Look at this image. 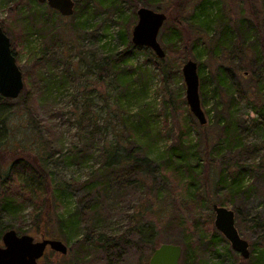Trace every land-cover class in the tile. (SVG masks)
Instances as JSON below:
<instances>
[{
    "label": "rangeland",
    "instance_id": "rangeland-1",
    "mask_svg": "<svg viewBox=\"0 0 264 264\" xmlns=\"http://www.w3.org/2000/svg\"><path fill=\"white\" fill-rule=\"evenodd\" d=\"M77 1L81 7L79 13H81L84 1ZM171 1L162 0L161 7L158 9L153 7V9L166 13L164 9L171 6ZM200 1L187 0L188 9L186 8V13L183 15L186 19L182 27L189 28L187 18L193 12L192 5ZM204 1L207 3L206 12H211V18L206 27L209 28V34H205L206 36H202L197 41L194 50L197 58L192 57L191 59L197 63L199 79H203L207 90L206 104L202 106L206 117V129L210 134L217 132V130H212L217 118L223 116L227 121L231 117L233 122H237L246 147L253 148V144L256 146L263 142V146L259 147L260 150L254 152L256 157H261L264 155L263 120L253 111L252 101H245L241 98V90L235 82L245 89L251 87V81L256 80L258 76L264 82V0ZM2 5L0 1V26L10 38L11 48L22 74L26 73L23 75L26 80H23L24 88L21 94L15 99H10L9 106H6L7 112L5 113L13 111L12 117H14L10 129L9 145L0 154V160H4L2 163L5 164V168L12 160L14 154L12 151L16 149L18 142L31 145V147L36 144L38 146L36 148L45 155L51 151L54 152L48 161L53 182L60 186L64 182L84 180L94 168L100 165L103 148H107L116 141L114 128L121 127L120 122L123 118H133L141 110L148 113L155 129L161 128L162 135L158 138L154 148H163L179 134L182 125L179 120L182 119L187 125L191 123L190 130L193 136L198 138V135L202 133L201 125L190 112L185 101L182 65L178 69L177 64L170 68L171 71L173 70L172 74L170 78L168 77V81L165 80L164 85V80L157 67L150 60V52L146 49L135 50L128 66H121V68L129 72L132 68L139 67V70L145 71L144 93L139 91L140 88L137 86L139 82L133 75L131 79L135 81L134 86L120 89L113 74L114 70L111 73H103L101 78L96 69L88 71V66L100 60L106 61L108 56L114 55L123 47L119 36L120 9H124V22L125 26H129L128 38L130 39L131 29L137 20L136 10L132 13L131 3L128 5L118 0L115 7L109 3L104 6L98 5L88 9L80 19L72 18V15L60 16L56 13L52 16L53 24L43 19L34 23L30 19L31 11L41 14L48 9L45 4H40L35 0H8L6 7ZM176 15L177 13L172 11L170 19L168 14V22L166 19L159 31L158 41L162 48L163 42L167 39L164 32L169 34L170 30H173ZM166 26L167 29H165ZM224 27H229L238 33L231 41L234 47L241 45L240 42L243 41L246 30L252 35L251 39L247 38L243 41L245 43L243 48L246 50L242 54L239 53V48L220 53L207 51L208 42L213 43L211 38L214 36L216 39ZM198 29L203 32L202 27ZM27 32L30 33L27 35ZM53 34L57 36L54 37ZM187 34L188 30L185 36ZM176 45L177 48L182 47L179 42ZM172 50L174 52L170 55V59H176L178 51ZM235 66L242 67V69L238 73L235 72L236 79H229L228 76L227 80L229 79L230 87L234 89V97L238 103L232 109L227 110L219 104L222 101L218 95L220 88L215 76L219 68L228 69ZM212 88L217 91L212 93L210 91ZM49 131L56 135L57 140L55 139L54 143H51L47 137ZM79 139L82 140L90 157L84 156L83 159H77L71 153L70 148ZM129 147L132 146L126 145L127 149ZM252 153L251 151L246 152L242 157L250 163ZM246 178L247 184H253L254 189L251 188L253 190L247 197L241 196L237 199L241 209L236 216L235 225L241 236L249 242L250 248V245L259 244L264 239V176L257 177L254 172H247ZM146 182L151 190L145 195L142 191L124 182L121 186H112L110 194L104 195L100 204L102 217L99 223L105 233L114 235L125 231L133 220L131 214L138 206L137 203L142 195L144 200L145 197L152 200L153 195L159 192L160 198H166L172 204L177 194L185 200L190 199L188 215L191 219H188L198 222L196 228L199 231H204L203 228H205L208 233L210 232L207 225L203 224V220L209 219L212 220L213 230L218 233L215 243L207 246L205 254H203V249L197 248L199 256L208 264H241L239 261L242 258L237 257L229 242L214 228L212 208L210 213L207 210V204L200 203L199 198L198 200L195 196L188 198L191 193L167 190L166 182L158 174H154L153 178L148 177ZM141 190L145 191L146 188L143 187ZM57 194L60 195L63 211L65 208L72 211L79 207L78 193L73 192L71 188L59 189ZM212 197L215 196L212 195ZM30 202L31 200L25 202V210L20 220L9 221L4 214H0V223L9 224L11 222L10 224L18 232L26 230L31 224ZM227 207L233 208V206ZM86 216L89 217V215ZM148 218V216L145 217V219ZM19 227L21 230H18ZM23 233L30 234V232ZM32 236L36 240L42 237ZM132 238L138 239L140 235L135 234ZM159 239L158 244L172 240H176L172 243L179 244L184 239V232L182 234L175 227L165 228L160 233ZM61 240L68 249L71 248V254L64 257L62 256L64 254L47 249L45 259H40L39 264H63L64 262H70L69 264H109V262L112 264H148L149 255L153 250L152 244L133 243L125 249L120 261L115 257L108 261L102 252L91 251L83 262L82 257L85 253L74 247L72 250L76 238L69 241Z\"/></svg>",
    "mask_w": 264,
    "mask_h": 264
},
{
    "label": "trees",
    "instance_id": "trees-1",
    "mask_svg": "<svg viewBox=\"0 0 264 264\" xmlns=\"http://www.w3.org/2000/svg\"><path fill=\"white\" fill-rule=\"evenodd\" d=\"M0 1L3 3V7L7 6L8 0ZM83 1L84 6L81 13H79L81 9L79 1H75L72 18L80 19L88 9L98 5L104 6V4L109 3V5L115 7L118 0ZM121 2L128 5L131 3L132 13L139 6L156 7L158 9L162 5V0H121ZM171 3V6L164 9L167 22L168 14L171 19L172 11H175L177 15L174 19L175 26L172 27L173 30H170L169 34L164 32L167 39L163 42V48L165 49L163 58H157L148 48L132 44L128 38L129 26H125L124 22V9H120L119 36L123 42V47L114 55L108 56L106 61L100 60L96 64L88 66V71L96 69L101 78L103 73H111L114 70L113 74L120 89L134 86L135 81L131 79V75H133L139 82L137 84L140 88L139 91L144 93L145 71L139 70L138 67L137 69L132 68L128 72L121 66H128L127 64L135 50L146 49L150 52V60L157 67L165 85V80L168 77L170 78L172 74L173 70H170L172 66L177 64L178 69L187 59L197 58L196 53H194L197 41L202 36H206L205 34H209V28L206 27L211 18V12H206L207 3L201 0L192 5L193 12L187 18L189 28L186 29L182 26L186 19L183 15L188 9L187 0H172ZM47 8V11L41 14L31 11L30 14L32 15L30 17H32L30 19L34 23L43 19L53 24L54 18L52 16L57 12L48 6ZM196 18L197 21H195ZM37 27L40 29L39 26ZM198 27H202L204 35ZM165 29H167V26ZM187 30L188 34L185 36ZM28 33L30 32L26 34L28 35ZM237 34L229 27L222 28L216 39L214 36L211 38L213 43L208 42L207 51L220 53L239 48V53L242 54L246 50L243 48L245 46L243 41H246L247 38L251 39L252 35L246 30L244 32L245 37L240 42L241 45L234 47L231 41ZM194 35H196L195 38ZM53 36L56 37L57 34H53ZM177 42L181 43V48H177ZM172 49L178 51L176 59H170V55L174 52ZM240 69L242 67L239 66L228 69L221 67L215 76L220 88L218 95L220 101H222L219 104L223 108L226 107L227 110L232 109L238 103L234 97V89L230 87L229 79H236L235 74ZM23 75H26V73ZM228 76L229 79L227 80ZM23 77L25 81L26 78ZM235 85L240 88L243 100L252 101L253 111L261 116L264 124V82L258 76L256 80L251 81V87L249 86L248 89L240 87V84H236V82ZM210 91L214 93L217 90L212 88ZM206 92L205 82L203 79H199L201 106L206 104ZM8 102H10V99L0 95V154L9 145L10 129L14 117H12L13 111L5 113V111L7 112L6 106H9ZM207 113H209V110H207ZM150 116L152 117V115ZM179 122L182 124L179 134L169 144L160 149L154 147L158 138L162 135L161 128H154L152 120L145 110L137 112L133 118H123L120 122L121 127L113 130L116 141L107 148H103L101 152L100 165L94 168L84 180L64 182L60 186L52 181L51 172L48 168V161H50L54 152L51 151L45 155L36 148L38 146L35 143V146L31 147V145L18 142V146H15L16 149L12 151L14 152L12 160L6 168L5 164L2 163L4 160H0V214H4L9 221L20 220L25 210V202L31 200L32 208L29 211L31 224L23 231L19 227L18 230H21V232L17 231V233L30 232L35 236L61 238L64 241L76 238L72 250L74 247L85 253V256L82 257L83 262L91 251L102 252L108 261L112 257L120 261L125 249L133 243L138 245L141 242L152 244V249H154L159 245V235L162 230L175 227L182 234L184 232V239L180 242L177 241L182 248L180 264H208L205 259L199 256L197 251L199 248L200 250L203 249V254H205L207 246L216 241L218 233L212 228V220H203V224H206L207 229L210 231L209 233L205 228H203L204 231H199L196 228L198 222L188 219L190 218L188 215L190 211L188 202L190 199L185 200L177 194L174 196L172 204L166 198H160L159 192H157V195H153L152 200L149 197H145L144 200L143 195L151 190V187L146 185V180L148 177L153 178L154 174H158L166 182L167 190L191 193L188 198L189 196H195L196 200L199 198L200 203L207 204L209 212L213 203L233 206L232 209L236 217L241 209L237 199L241 196L243 198L247 197L249 192L254 189L253 184H247V172H254L257 177L264 176V155L256 157V154H254L260 146H263V142L256 146L253 144V148L246 147L242 141V132L237 122H233L231 117L227 121L224 120L223 116L217 118L216 125L212 128L217 132H211L214 135L208 133L206 123L201 125L200 130H202V133L198 135V138L192 135L191 123L187 125L183 119ZM47 137L51 143L57 140L55 133L51 131L47 133ZM128 144L132 147L127 149L126 145ZM70 150L77 159H83L84 156L90 157L81 139ZM249 151L253 152L250 163L242 157L244 153ZM130 174L132 175L130 176ZM123 182L136 190L142 191L143 195L137 203L138 206L132 212L133 220L125 231L120 234L109 235L104 232V229L100 228L101 223L99 222L102 217L100 204L104 195L108 196L110 194L112 186H121ZM143 187L146 188L145 191L141 190ZM66 188H71L73 192L78 193L79 207L75 210L71 211L65 208V211H63V205L59 199L60 195L57 192L59 189L64 190ZM212 195L215 197H212ZM86 215H89V217ZM146 216L149 218L145 219ZM10 223H0V244L2 233L7 229H14ZM135 234H139L140 238L134 240L132 236ZM173 241L176 240L170 242ZM249 249L250 256L248 259H243L235 252L238 258H242L239 263L264 264V239L259 244L250 245ZM70 250L71 248L62 256L70 255ZM42 258L45 259V255ZM69 263L64 262L63 264ZM109 264L112 263L109 262Z\"/></svg>",
    "mask_w": 264,
    "mask_h": 264
},
{
    "label": "water",
    "instance_id": "water-1",
    "mask_svg": "<svg viewBox=\"0 0 264 264\" xmlns=\"http://www.w3.org/2000/svg\"><path fill=\"white\" fill-rule=\"evenodd\" d=\"M47 5L61 16H71L75 8V0H35ZM137 20L130 33L133 45L149 48L157 58L165 56L164 49L158 41L161 27L167 19L165 12L147 6L136 9ZM181 74L185 85V101L190 112L200 125L206 123V117L199 96L198 65L193 59H187L181 66ZM24 87L23 74L17 64L11 48L9 36L0 26V95L15 99ZM214 228L229 242L231 249L243 259L250 256L249 242L239 233L235 225V212L232 208L212 204ZM66 254L67 245L57 238L36 240L27 233H17L7 229L1 235L0 264H39L46 250ZM182 248L179 244L162 242L155 247L148 258V264H179Z\"/></svg>",
    "mask_w": 264,
    "mask_h": 264
},
{
    "label": "flooded vegetation",
    "instance_id": "flooded-vegetation-1",
    "mask_svg": "<svg viewBox=\"0 0 264 264\" xmlns=\"http://www.w3.org/2000/svg\"><path fill=\"white\" fill-rule=\"evenodd\" d=\"M1 245V244H0Z\"/></svg>",
    "mask_w": 264,
    "mask_h": 264
}]
</instances>
